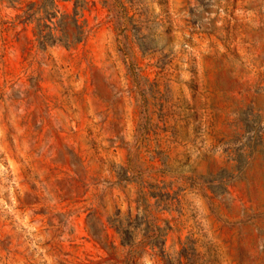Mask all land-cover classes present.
<instances>
[{
    "label": "rangeland",
    "instance_id": "rangeland-1",
    "mask_svg": "<svg viewBox=\"0 0 264 264\" xmlns=\"http://www.w3.org/2000/svg\"><path fill=\"white\" fill-rule=\"evenodd\" d=\"M28 1L0 0V264H125L116 225L137 264H264V0H89L47 50Z\"/></svg>",
    "mask_w": 264,
    "mask_h": 264
},
{
    "label": "trees",
    "instance_id": "trees-1",
    "mask_svg": "<svg viewBox=\"0 0 264 264\" xmlns=\"http://www.w3.org/2000/svg\"><path fill=\"white\" fill-rule=\"evenodd\" d=\"M2 1L6 2L8 6L15 7L16 4H22L24 0ZM59 1L68 0H30L26 2L23 11L16 16L15 21L33 24L36 45L41 50H47L57 44L67 48L74 47L84 42L90 34L91 27L85 15L86 10H89V0H70L72 1L71 11H61L58 7ZM104 2L108 3V0H104ZM141 199L142 213L147 218L151 213L149 204L143 198ZM152 226L153 229L148 233L151 246L154 249L160 245L158 247L163 252L165 229L157 224H152ZM116 229L120 233L122 244L129 247V255L125 264H137L140 254L136 248L134 232L118 225H116Z\"/></svg>",
    "mask_w": 264,
    "mask_h": 264
}]
</instances>
